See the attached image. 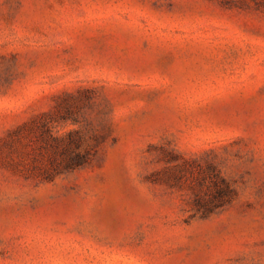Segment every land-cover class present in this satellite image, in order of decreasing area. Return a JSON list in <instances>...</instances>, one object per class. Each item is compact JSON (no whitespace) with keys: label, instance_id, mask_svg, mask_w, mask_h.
<instances>
[{"label":"rangeland","instance_id":"rangeland-1","mask_svg":"<svg viewBox=\"0 0 264 264\" xmlns=\"http://www.w3.org/2000/svg\"><path fill=\"white\" fill-rule=\"evenodd\" d=\"M0 264H264V0H0Z\"/></svg>","mask_w":264,"mask_h":264}]
</instances>
